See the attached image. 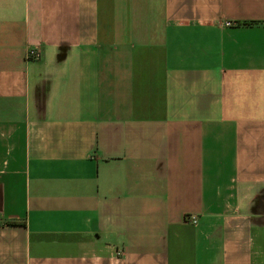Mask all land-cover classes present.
<instances>
[{
  "label": "crops",
  "instance_id": "0c3cea01",
  "mask_svg": "<svg viewBox=\"0 0 264 264\" xmlns=\"http://www.w3.org/2000/svg\"><path fill=\"white\" fill-rule=\"evenodd\" d=\"M0 264H264V0H0Z\"/></svg>",
  "mask_w": 264,
  "mask_h": 264
},
{
  "label": "built area",
  "instance_id": "2783aa9c",
  "mask_svg": "<svg viewBox=\"0 0 264 264\" xmlns=\"http://www.w3.org/2000/svg\"><path fill=\"white\" fill-rule=\"evenodd\" d=\"M27 59L31 60V59H38L40 57V51L37 49H31L28 51L27 55H26ZM192 221L195 223L196 220L193 217Z\"/></svg>",
  "mask_w": 264,
  "mask_h": 264
}]
</instances>
